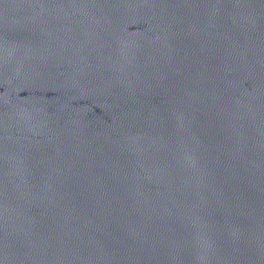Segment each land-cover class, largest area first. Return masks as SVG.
I'll return each instance as SVG.
<instances>
[{"label":"water","instance_id":"95a60500","mask_svg":"<svg viewBox=\"0 0 264 264\" xmlns=\"http://www.w3.org/2000/svg\"><path fill=\"white\" fill-rule=\"evenodd\" d=\"M0 264H264V0H0Z\"/></svg>","mask_w":264,"mask_h":264}]
</instances>
